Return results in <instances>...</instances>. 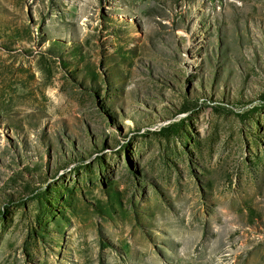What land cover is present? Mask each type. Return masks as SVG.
<instances>
[{
	"label": "rangeland",
	"instance_id": "rangeland-1",
	"mask_svg": "<svg viewBox=\"0 0 264 264\" xmlns=\"http://www.w3.org/2000/svg\"><path fill=\"white\" fill-rule=\"evenodd\" d=\"M0 264H264V0H0Z\"/></svg>",
	"mask_w": 264,
	"mask_h": 264
}]
</instances>
